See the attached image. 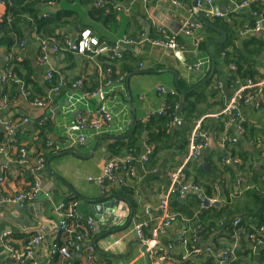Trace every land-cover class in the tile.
<instances>
[{"label":"crops","instance_id":"1","mask_svg":"<svg viewBox=\"0 0 264 264\" xmlns=\"http://www.w3.org/2000/svg\"><path fill=\"white\" fill-rule=\"evenodd\" d=\"M98 1L41 0L36 10L40 17L71 12V26L61 32L65 40L74 43L88 31L97 42L93 51L104 49L100 54L80 55L62 49L54 52L52 46L59 43L42 41L30 29H23V41L9 53L0 48V136L7 138L0 146V264H220L225 251L230 255L223 264L234 257L236 264H264V232L259 235L263 240L259 245L245 228L241 238L238 232L232 233L230 226V221H234L233 226L245 221L252 229L264 200V39L253 31L257 22L253 12L260 11L259 2L213 0L199 12L214 27L210 28L196 14H189L195 0H110L112 4L105 13L93 16L97 8L103 7H98ZM245 3L247 6H243ZM7 6L5 0H0V25ZM223 36L225 44L211 46L214 57L215 48L219 54L228 51L243 68L226 63L221 53L219 60L215 58L214 75L208 80L211 58L207 44ZM171 40L177 41V50L154 44ZM45 45L47 51H43ZM127 53L137 58L131 74L121 66ZM11 62L31 65L35 80L31 78L30 91L37 97L50 98L41 102L42 106L28 101L23 83L9 66ZM22 69L28 73L24 66ZM137 71L143 73L134 74ZM7 72L11 75L3 81ZM49 72L59 74L65 87L58 92L51 90ZM173 72L178 74L179 89ZM130 75L136 122L147 123L164 106L170 109L171 97L177 98V103L175 120L169 128L171 137L164 141V148L150 155L147 164L136 165L137 177L127 178L132 194L125 199L117 194L121 189L118 184L109 183L102 194L97 181L106 164L117 157L112 155L113 144L118 139H128L134 129L126 137L133 120L127 99L126 80ZM11 80L20 84V90L10 101L4 90ZM77 80L82 82L81 88L68 85ZM159 88L174 94H161ZM238 92L244 96L239 118L233 115L235 122L226 130L230 116L224 110ZM189 102L194 110L204 111V117L195 122L187 119L192 110ZM102 106L113 116L112 123L100 132L87 131V143L70 149V126L81 118L97 119ZM222 112L224 116H218ZM48 120L53 126L50 142L62 152L81 155L54 157L51 167L61 182L46 167H38L39 160L31 165L26 150H21L18 161L15 159L16 138L24 137L22 145L32 148L39 139L37 124ZM221 121L225 122V130L220 128ZM199 122V132L207 136V146L199 161L187 162L191 134ZM147 139L148 133L144 132L136 140L137 157L151 150ZM210 141L213 146L208 150ZM97 144V151L92 153ZM203 153H208L209 170L203 167ZM182 167L184 179L174 181V173ZM28 176L35 178L33 188L37 182L40 185L37 197L19 204L1 203L22 194L7 195L28 186ZM175 184L186 193L176 190ZM168 193L176 219L156 240L157 254L151 258L137 227L147 225L144 231L148 237L144 236L152 240V230L159 223L160 198ZM74 197L81 206L76 211L65 202ZM104 198L115 205L99 218L92 208ZM203 198L217 207H204ZM37 204L39 207L31 214L29 207ZM87 218L94 220L93 229L80 222ZM41 234L43 240L29 258L22 263L13 258L12 252H25L28 243ZM77 237L80 241L70 247V257L62 256L59 249ZM78 245L83 246L81 252Z\"/></svg>","mask_w":264,"mask_h":264},{"label":"trees","instance_id":"2","mask_svg":"<svg viewBox=\"0 0 264 264\" xmlns=\"http://www.w3.org/2000/svg\"><path fill=\"white\" fill-rule=\"evenodd\" d=\"M8 4L7 6V15L5 16L3 22L0 25V48H4L6 52L11 50L12 48H15L17 45H19L23 41V35L24 31L23 29H30L37 33L38 37L42 41H51L59 43L60 48L62 51H67V45H66V38L63 37V34L61 32L67 28L68 26H71V18L70 14L71 12H64L59 11L56 13L49 14L44 17H40L36 6L38 3H41V0H5ZM119 2H129L130 0H116ZM112 1L108 0L105 1V5L102 8H97L96 12L93 13V16L102 15L105 13L106 9L110 7V3ZM29 3V4H27ZM113 5L110 10V12H113ZM258 40H256L257 42ZM262 47L264 49V44H262ZM202 49H204V45H202ZM9 53V52H8ZM223 54V58L226 63L236 65L239 68H243V66H239L233 58L230 57V53L228 51L220 52V54ZM220 54L216 52L215 48V58L219 60ZM252 52L250 53V55ZM70 57V55H69ZM126 59L125 63H122V69L127 74H131L134 69L136 68L135 64H137V58L132 55L131 53H127L124 57ZM12 67V71L15 74V77L23 83L26 91H27V98L29 102H47L50 98L44 97L40 98L35 96L29 89L31 78L35 80V73L31 65L26 63H16L11 62L10 65ZM25 67L28 73H23L22 67ZM135 67V68H134ZM249 67L251 68L250 75L252 74V67L249 62ZM246 74H249L246 72ZM60 75L54 73L53 78L51 81H49V87L51 90H54L58 88L61 90L65 85L60 82ZM80 80L72 82L71 84H68L70 86H74L77 82ZM10 85H7L4 90V96L8 97V100H13L17 97L19 90H20V84L16 83L14 80H11L9 83ZM67 86V84H66ZM170 109L166 110V112L159 117H152L147 123L144 122H136L133 132L131 136L128 139H118L111 147L112 155L117 157H122L127 154V152L130 149H135L134 146L136 140L138 137L141 136L144 132L148 133V139H147V145L152 150V154L156 153L160 148H164V141H167L171 136L169 132L170 125L175 120V108L174 105L177 103V98L171 97L170 99ZM188 105L191 107V111L187 113V119H189L192 122H195L202 117H204V111L200 110H194V105L190 102ZM52 123L48 120L46 123L40 125V123L37 124V130L39 134V139L36 143H34V146L32 148L28 146H23L22 142L24 141V137L18 136L16 138V146L18 147V154H16V161L21 156V150H26L28 156V162L31 165H34L38 160H43L44 162H47L50 158L54 157L60 152H55L54 146H49L48 143L51 141L50 136L52 134ZM202 128V127H201ZM220 128L222 130H225V122H220ZM203 131V130H202ZM191 134V133H190ZM7 141V138H5V135L3 134L0 136V146L1 144ZM137 152V149H135ZM25 151V152H26ZM139 152V150H138ZM137 155V154H136ZM195 160V161H199ZM189 176V173H187ZM28 183L29 185L26 187L21 188L16 193H9L7 195L14 196L17 193H25L30 194L32 192V188L35 184V178L33 176H28ZM127 186L121 187V189L117 192L118 196L122 198H128L132 194L131 190ZM6 195V194H5ZM16 196V195H15ZM264 199V196H263ZM74 201H80L77 198H67L66 205L67 207ZM66 207V210H67ZM81 206H78V209ZM81 209V208H80ZM184 210V209H182ZM259 214L257 216V222L253 221L251 224L252 229H249L250 225H245V221L241 222L240 224L233 226L234 221H230L231 231L232 233L238 232L239 236L242 238L243 228L246 229V232L248 233V236L250 234H254L255 232L261 228H264V200H262V205L260 209L258 210ZM68 224L70 225L72 222V219L67 220ZM255 226V228H253ZM145 235L147 234L146 230L144 231ZM231 233V234H232ZM250 233V234H249ZM245 235V234H244ZM260 235V234H259ZM147 236V235H146ZM148 237V236H147ZM57 261V259H56ZM228 264H236V260L234 257V260H230Z\"/></svg>","mask_w":264,"mask_h":264},{"label":"built area","instance_id":"3","mask_svg":"<svg viewBox=\"0 0 264 264\" xmlns=\"http://www.w3.org/2000/svg\"><path fill=\"white\" fill-rule=\"evenodd\" d=\"M105 1H108V0H99L97 3L98 7L104 6ZM257 1L259 2V5H260V11L257 13L253 12V15L257 18V22L254 24L253 31L261 34L262 38L264 39V0H257ZM212 2L213 0H195V4L190 9L189 14L190 15L198 14L199 12L203 10V7L210 6ZM243 6H247V4L245 3ZM96 44L97 42L95 39L91 37L90 32L84 31L80 34V37L74 43L70 41H66V45H67L66 49L68 51H71L73 53L80 54V55H86L88 53H96V54L102 53L104 49L96 48L93 51V48L95 47L94 45ZM154 44H161L172 50H177L179 48L178 43L175 40H171L166 43L157 41V42H154ZM47 49H48V45H45L43 47V51H47ZM60 49L61 48L59 46H55V45L52 46V50L54 52H58ZM43 59L46 60V57L44 56ZM10 75L11 74L7 72L3 78V81H6ZM52 78H53V74L52 72H49L47 74V79L51 81ZM73 87L81 88L82 82L81 81L77 82L76 84H74ZM54 91L58 92L59 89L56 88L54 89ZM158 91L159 93L167 95V96L174 94L173 92H170L164 88H159ZM243 99H244V96L242 95L241 92L236 93L232 98H230L229 106L224 110V113L227 114V116L228 115L230 116V119L227 123L226 130H228V127H230L235 122L233 115L235 116L236 119L239 118V114H238L239 104ZM36 104L40 106L43 105V103L41 102L36 103ZM166 109L167 108L164 106L162 110L153 114L151 118L154 116L156 117L162 116L166 112ZM99 112L100 113H98L97 119L89 120V119L81 118L75 124L70 126V128L68 129V133H67V138L69 141L68 143H69L70 149H73L75 146L85 145L87 143L88 138H87V135L85 134L87 131L100 132L106 125H109L112 123L113 116L110 113H107L105 106L100 107ZM218 116H224L223 112L219 114ZM218 116H216V118H218ZM220 118L221 117H219V119ZM6 126L9 129L10 126L8 125ZM199 129H200V122L196 124L191 134L190 152H189L187 162L191 160L200 159L202 152L207 146V136L205 134L200 133ZM48 145L53 146L51 142H49ZM54 150L55 152H62L58 146L57 147L54 146ZM151 154H152V151L149 150L146 155L137 157L135 155L134 150L130 149L125 156L115 157V159L107 163L104 168V174L97 181L101 187L102 194L106 192V187L109 183L118 184L119 186L124 187L127 184V178H130V179L136 178L137 177L136 165L137 164H141V165L147 164L149 162V157ZM44 165H45V162L43 160H39L37 163V166L40 168H42V166L44 167ZM182 179H184L183 167L180 168L178 171H176L173 175L174 181H181ZM39 187L40 185L37 182L30 194L22 193L14 197L5 198L4 200L1 201V203L19 204V203H23L26 199L33 200L37 197L39 193ZM170 198H171L170 193L162 195L160 198L159 223L157 227H155L152 230V235H151L152 240L147 241L145 239L144 228L147 225L145 227L143 226L137 227L138 235L140 236L141 239H143V242L149 246V252H150L149 255L151 256V258L152 257L155 258L157 254V250H155L157 248L156 240L165 231V229L172 226L173 222L176 219L175 215L171 212ZM78 206H79V202L74 201L70 204L69 208L73 211H76ZM80 222L86 225L89 229H93L95 226V222L91 218H87L85 221L80 220ZM237 223H239V221H237ZM63 229L66 230V227ZM263 232H264L263 228L259 229L255 235L254 234L250 235V239L256 240L257 244L259 245L262 244L263 240L259 237V234H262ZM256 235L259 238H257ZM42 240H43L42 234L33 238L28 243L26 251L23 253H19L11 248V250L15 251V253L12 252L13 258L16 261L22 263L23 259L29 258L33 254V251L41 243ZM77 241H80L79 237H77L74 240L73 239L68 240L67 243H65V245L59 249L60 254L64 256L65 258H69L70 257L69 249L70 247L72 248ZM223 255L225 256V258H223V261L220 264L224 263V259H226L230 255V252L225 251Z\"/></svg>","mask_w":264,"mask_h":264},{"label":"water","instance_id":"4","mask_svg":"<svg viewBox=\"0 0 264 264\" xmlns=\"http://www.w3.org/2000/svg\"><path fill=\"white\" fill-rule=\"evenodd\" d=\"M194 3H195V2H194ZM193 5H194V4H193ZM46 11H47V13H49V12H51V9L48 8V9H46ZM195 16H196L200 21H204V22H205V20H203V18H202V16H201L200 13H199V14H196ZM205 23H206V25L209 26L210 28H214L211 24H209V23H207V22H205ZM144 25H146V24L144 23ZM147 33H148V31H147ZM145 37H146V39H147L148 36H145ZM225 40H226V39H225V36H223V38H222L221 40L211 41V42H208V44H207L208 54H209V56H210V58H211V71H210V76H209L208 80H210V78H212V76L214 75V72H215V68H216V60H215L214 54H213V52H212V50H211V46H212V44L223 45V44H225ZM140 73H143V72H141V71H137V72H135L134 74H140ZM173 73H174L175 76H176L175 83H176V85L178 86V89H179L180 87H179V77H178V74L175 73V72H173ZM130 77H131V75L128 76V77H127V80H126V84H127V99H128V103H129V105H130V107H131V110H132V112H133V120H132V125H131L129 131L127 132V136H126V137H129V136H130V134H131V132H132V129H133V127H134V124H135V114H134L133 99H132L131 92H130V90H129V81H130ZM212 146H213V142L210 141V144H209L208 150H209ZM98 147H99V144H97V145L94 147L92 153H95V152L97 151ZM204 151H205V150H204ZM206 151H207V149H206ZM67 153H69V154H75V155H77V156H81L80 154H77V153H75V152H73V151H65V152H60L59 154L55 155L54 157H56V156H62V155H65V154H67ZM203 154H204V160H205V164H204L203 167H204V169L209 170V167H210V166H209V164H208V153H203ZM54 157L50 158V159L46 162V166H45V167H46V169L51 173V175H52L53 177H56V178L61 182L62 180L60 179L59 176H57V174L55 173V171H53V169H52V167H51V162H52V160L54 159ZM174 187H175L176 190L181 191L182 194H185V193H186V192H184V191L181 190V188H180V186H179L178 184H175ZM96 203H98V204L94 205V207H93L92 209H93V211L98 215L99 218H100L101 215H103V214L106 213L107 211L111 212V210L113 209V207H114V205H115L114 202H110V201H109V198H104V199L98 200ZM202 204H203L204 207H210V206H211V207H213V206H216V207H217V204H215V203H212V204H211V203L209 202V200H207L206 198H203V199H202ZM37 207H39V204L34 205V206H30V207H29V211L31 212V214H34V209L36 210ZM19 210H20V212H23V210H21V209H19ZM36 212H37V211H36ZM37 213H38V212H37ZM78 249H79V251L81 252V250H83V246L78 245ZM144 250H145V249H144Z\"/></svg>","mask_w":264,"mask_h":264},{"label":"rangeland","instance_id":"5","mask_svg":"<svg viewBox=\"0 0 264 264\" xmlns=\"http://www.w3.org/2000/svg\"><path fill=\"white\" fill-rule=\"evenodd\" d=\"M55 92H57V91H55ZM46 165V164H45ZM45 167V166H44Z\"/></svg>","mask_w":264,"mask_h":264}]
</instances>
